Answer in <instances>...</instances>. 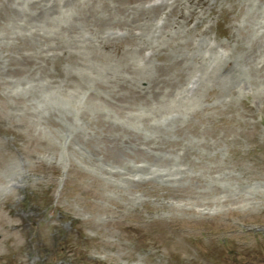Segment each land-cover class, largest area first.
<instances>
[{
  "label": "rangeland",
  "instance_id": "obj_1",
  "mask_svg": "<svg viewBox=\"0 0 264 264\" xmlns=\"http://www.w3.org/2000/svg\"><path fill=\"white\" fill-rule=\"evenodd\" d=\"M248 3L97 0L79 25L114 38L88 54L8 37L0 0V264H264V0ZM163 33L258 69L205 84L177 41L147 48ZM172 163L187 178L102 172Z\"/></svg>",
  "mask_w": 264,
  "mask_h": 264
},
{
  "label": "bare ground",
  "instance_id": "obj_2",
  "mask_svg": "<svg viewBox=\"0 0 264 264\" xmlns=\"http://www.w3.org/2000/svg\"><path fill=\"white\" fill-rule=\"evenodd\" d=\"M97 0H2L3 5L6 6L10 11V21L13 24L11 33H8V37L17 38L18 35L27 37V35H35L37 37H49L53 40L59 41L58 39L70 38L72 40V48L75 52L84 51V53H90L95 46H102L109 48L110 41L114 38V32L108 33L105 31H96L83 25H79L80 11L85 9L87 6H92ZM249 6L251 0H248ZM87 33L86 35H84ZM264 36V32H263ZM232 37V36H231ZM171 34L163 33L157 38H150V44L147 46L148 49L154 50L161 48L164 43L176 42ZM180 43H174L171 46V51L176 46H180ZM199 49L196 47H189L187 54L182 53L178 50V53H174L178 60H184L187 64V69L193 72H201L204 83L207 81H214L219 78L229 77L226 80L231 81L232 85L240 84L245 79L246 72L254 71L258 67L252 64L251 60L241 59V55H232L227 53L226 58L211 60L214 65L210 66L211 61L207 57V50H204L200 56H197L196 51ZM243 52V50H241ZM190 63V64H189ZM192 63V64H191ZM183 67L182 69H185ZM114 77L111 74L106 76L107 80H113ZM182 115L188 113L186 110L180 112ZM149 141L150 145L156 146L161 143L165 137L161 134L149 138L148 135L143 137ZM205 144V143H204ZM190 147V146H189ZM156 148V147H155ZM103 173L108 174L115 179V186L122 187L125 184L139 182L151 176L152 178L162 179L164 181H179L187 178L189 173L185 168L179 166V164H170L168 168H161L153 165H142L135 166L134 168H127L123 166L121 169L118 168H103ZM12 178L16 184L18 179V173ZM120 189V188H119ZM223 197L225 192L222 191ZM222 198V196H219Z\"/></svg>",
  "mask_w": 264,
  "mask_h": 264
}]
</instances>
